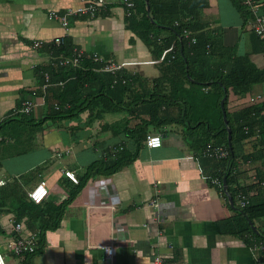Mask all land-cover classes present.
<instances>
[{
	"label": "crops",
	"instance_id": "0c3cea01",
	"mask_svg": "<svg viewBox=\"0 0 264 264\" xmlns=\"http://www.w3.org/2000/svg\"><path fill=\"white\" fill-rule=\"evenodd\" d=\"M105 3L91 18L74 13L83 0H0V178L5 181L0 190H6L0 194V236L7 237L16 222L14 210L21 203L14 199L45 181L49 195L41 210L73 198L26 264H152L155 257L162 264H260L261 255L252 250L260 239L251 232L264 233V215L248 221L235 197L231 204L211 183L223 163L201 153L208 141L224 142L215 99L185 97L192 87L176 79L179 68L152 63L157 60L152 49L126 27L121 0ZM241 7L234 0H204L194 32L214 40L206 71L210 64L223 73L237 64L264 70V45L247 30L249 16ZM67 10L73 13L66 28L48 18L50 11ZM60 36L103 61L134 63L117 72L125 82L113 84L115 76L97 64L85 83L52 73L40 104L37 70L49 60L44 46ZM36 40L44 43L42 49L32 48ZM246 94H264V82L242 96L229 95L231 121L247 108ZM28 99L39 103L33 113L25 119L13 115ZM58 99L68 102L71 112L48 118ZM196 121L210 122L212 132ZM155 134L161 147L148 149L145 137ZM235 154L237 185L264 177V145L236 140ZM118 159L128 164L110 174ZM91 165L80 189L63 175L72 171L80 181ZM251 199L264 203V189ZM153 200L157 207L150 205ZM28 212L32 221L26 216V224L36 230L38 211ZM108 245L114 247L110 259L100 249ZM6 262L21 264L10 256Z\"/></svg>",
	"mask_w": 264,
	"mask_h": 264
},
{
	"label": "trees",
	"instance_id": "16d2710c",
	"mask_svg": "<svg viewBox=\"0 0 264 264\" xmlns=\"http://www.w3.org/2000/svg\"><path fill=\"white\" fill-rule=\"evenodd\" d=\"M132 1L134 3L132 15L126 17L125 20L127 29L132 31L148 48L152 49L153 54L156 55V59L160 57L161 53L165 49L171 46L173 47L175 58L173 60L167 59L163 61L161 65L169 66L168 69L179 68V71L176 73V79L181 81L182 83L189 84L192 87L191 89L186 91L185 97L195 99V92L193 91V88H195L196 85H199L200 89H203V92L205 94L209 93L210 90L214 93L213 99H215L218 109L221 129L220 132L224 142L216 143L208 141L203 145V148L208 144H217L223 145L226 148L228 147L227 130L223 122L222 112L220 109V102L222 98H225L223 107L226 114L227 127L231 130V149L229 150L227 148L228 158L226 160V164L228 163L231 169L221 176V179L224 178L226 182V189L225 191L224 189H221V192L227 193L231 200H233L237 191L247 190L251 186L253 187V184L248 185L247 187L237 185L235 172L236 165L234 162L236 158L235 143L236 140L241 141L243 139H251L258 145H264V122L261 119L256 118L258 115H260V112L264 110V103L260 104L259 106H250L242 109L236 116L234 115V118H232L233 121H231L230 117L227 114L226 103L229 99L230 94L233 93L236 96H242L249 91L251 85L264 82V70H257L253 66H249L248 64H237L234 67H231V70H229L227 73H223L221 71L222 68H219V70L217 71V69H215V67L210 64V72L206 71L204 63L214 56V40L194 32L195 30H197V28H195L196 25H194V19L198 15L197 13L199 12V10L204 7V0H146L147 3H145V0ZM234 1L240 8V0ZM147 7L149 8V12H147ZM184 30L190 32L192 37L195 38V44L190 45L188 44V41L184 39ZM163 33H167V36H165ZM206 45H210L209 52H206ZM44 47L46 48V51L52 53V58L50 59H53L59 56H69L74 46L71 43V39L67 36H64L62 45L56 46L53 42H51ZM50 59L48 60V63L45 64V66L39 67L37 70V74L41 79V73L47 72L50 76V82L52 81V73L55 74L62 72L61 74H63L64 72V78H74L78 81H81V83H85L88 81V76L93 74L94 69H96L97 66L95 63H93V61L85 60L82 63L81 67L78 69L53 67L50 64V61H52ZM49 88L45 92L44 101L46 100ZM54 103H60L61 105L67 104L69 105V107L67 109L61 108L57 111L54 109ZM51 109L52 111L48 118L53 119L58 118L63 113H70L71 105L68 102H65L63 99H58V101H54L52 103ZM252 114H255L256 116L254 117ZM18 117L25 119L28 116L20 115ZM195 124H207L210 128L206 133L210 134L212 132L213 126L210 122L201 121ZM243 124L249 127L248 134H244L242 126ZM256 129H259L260 131L258 137H255ZM127 164L128 163L126 162L122 163L121 160H117L111 166L109 173L111 172L110 174H112L114 172H117ZM93 169L94 165H91L86 169L79 183L75 185L78 189H80L82 186V180L88 178L90 172H92ZM232 169H234V172L232 171ZM263 178L264 177L261 176V178H258V180L261 181ZM232 184L234 186L231 188ZM2 191L6 192V190H0V194L2 193ZM11 191L14 192L13 189H11ZM72 198L71 196H69V199L67 201H64L58 205H55L53 203L46 204L45 207L41 210L39 206L43 205L45 200L40 204H34L28 200L24 193H22L20 194V196L14 199L18 204L21 203V205H17L14 210L15 221L23 222L25 227L29 231H34L35 229L28 227L25 220L26 216H28V219L32 221V216H30L31 213H28L29 209L32 210V213H34V211H38V213L33 216V220L40 222L39 228H37L36 230L40 231V238L41 240H43V235L47 230H55L59 226V223L63 216V212ZM26 199L32 204H27ZM252 199L250 201V204L244 209H239L236 207L248 221H250L254 216L264 215V203L254 205ZM42 217H45V219L42 220ZM0 233H2V231H0ZM252 234L260 239L259 241H264V233L255 231L251 232V235Z\"/></svg>",
	"mask_w": 264,
	"mask_h": 264
},
{
	"label": "built area",
	"instance_id": "2783aa9c",
	"mask_svg": "<svg viewBox=\"0 0 264 264\" xmlns=\"http://www.w3.org/2000/svg\"><path fill=\"white\" fill-rule=\"evenodd\" d=\"M121 5L124 7L126 17L132 15L134 9V3L132 0H121ZM240 5L242 6L243 10L248 13L249 18L246 21V28L247 30L252 33L255 37H257L264 45V12H260V10L264 7V0H240ZM106 3L105 0H83L82 8L78 9L74 13L86 14L91 18L94 17L96 14L102 12L105 9ZM71 10H67L64 14L58 15L56 11H50L48 13V18L58 21L62 27L66 28L68 24V17L72 15ZM177 25V24H175ZM63 37H56L53 39V43L56 46H60L63 44ZM183 37L188 41V44H195L196 40L192 37L191 33L184 30ZM44 43L42 41L36 40L32 43V48L37 50L42 48ZM206 52H209L210 45H206ZM48 59L52 58L51 52H48ZM175 58V52L173 47H169L165 49L160 57L157 60L152 61L154 64H160L163 61L169 59L173 60ZM51 66L53 67H61V68H71V69H78L81 67L82 63L85 60H91L93 63L99 65L100 71L110 73L114 75V79L112 80L113 84L124 83L125 81L119 77L118 71L124 68L127 65L134 64L131 62L125 63H116L111 60L103 61L102 58L99 56L94 55L93 53H89L81 48L73 47L72 52L69 56H59L53 59H50ZM42 75V84L39 88L41 94V103L44 102V96L46 90L51 86L50 76L47 72L41 73ZM61 85V83H60ZM246 104L245 106H259L260 104L264 103V94H246ZM39 103H36L33 100H25L23 101L19 107H16L12 113L13 115H26L29 116L35 110L36 106ZM55 110H60L61 108L67 109L69 105L64 104L61 105L60 103L53 104ZM254 117L255 114H252ZM257 119H261L264 122V110L260 112V115L256 117ZM243 126L244 134L249 133V127ZM256 136L258 137L260 134L259 129L255 131ZM162 141L160 135H148L145 138L144 145L148 149H158L161 147ZM116 148H113L115 150ZM203 156L212 158L216 161H220L223 163L222 170L220 176H216L211 178V183L216 185L219 190L222 189V179L221 176L225 172L229 171L231 167L226 164V160L228 158V150L223 145L217 144H208L206 145L202 151ZM234 172V169H232ZM236 172V170H235ZM63 175L73 184L77 185L79 183L78 179L76 178L75 174L72 171H63ZM253 184L247 190H239L235 194V201L236 207L239 209H244L250 204L251 197L256 194L260 189H264V178L259 181L258 177L253 176L251 178L250 185ZM5 185V181L0 178V188ZM49 192L45 181H40L37 183L31 191L27 193V198L30 202L34 204H40L44 200L48 198ZM157 200H153L150 205L152 207H157ZM104 203H101L100 207H107ZM11 231L10 234L4 238V235L0 236V264H7L6 257L10 256L17 259L21 264H26V258L29 255L35 254L39 247L40 241V231H28L23 222H13L11 224ZM100 249L103 251L105 258L110 259L114 254V247L112 245L102 246ZM252 250L255 253L261 255L260 264H264V241H258L252 243ZM152 264H162L161 260L157 257L153 260Z\"/></svg>",
	"mask_w": 264,
	"mask_h": 264
},
{
	"label": "rangeland",
	"instance_id": "374dc122",
	"mask_svg": "<svg viewBox=\"0 0 264 264\" xmlns=\"http://www.w3.org/2000/svg\"><path fill=\"white\" fill-rule=\"evenodd\" d=\"M193 91L195 92V99H200V100H203V101H207V99H212L214 97V93H212L211 91L207 94H205L203 91V89L201 90L200 89V86L199 85H196L195 88H193ZM201 106V111L203 112H206V108L204 104L200 105ZM200 108V107H198ZM208 112V111H207ZM189 117L191 118V120L193 119V116L189 113ZM201 121H197L196 123H199Z\"/></svg>",
	"mask_w": 264,
	"mask_h": 264
},
{
	"label": "water",
	"instance_id": "95a60500",
	"mask_svg": "<svg viewBox=\"0 0 264 264\" xmlns=\"http://www.w3.org/2000/svg\"><path fill=\"white\" fill-rule=\"evenodd\" d=\"M145 3H147L146 0H145ZM147 12H149V8L148 7H147ZM224 100H225V98H222V100L220 102V109H221V112H222L223 122H224V124L226 126V130H227V146H228V149L230 150L231 149V144H230L231 130L227 127V119H226V114H225L224 107H223ZM223 187H224V189L226 187L225 179H223ZM229 201L232 204L231 198H230Z\"/></svg>",
	"mask_w": 264,
	"mask_h": 264
},
{
	"label": "bare ground",
	"instance_id": "6f19581e",
	"mask_svg": "<svg viewBox=\"0 0 264 264\" xmlns=\"http://www.w3.org/2000/svg\"><path fill=\"white\" fill-rule=\"evenodd\" d=\"M185 20V19H184ZM183 20V21H184ZM247 120V119H246ZM207 143V142H206ZM228 148V147H227ZM120 159H118V161H119ZM111 166V165H110ZM109 167V166H108ZM111 173V172H110ZM81 185V184H80ZM62 203V202H61ZM31 207V206H30ZM51 209V208H50ZM30 210V209H29ZM49 211V210H48ZM29 213V212H28ZM50 214V213H49ZM26 221V220H25ZM32 228V227H31Z\"/></svg>",
	"mask_w": 264,
	"mask_h": 264
}]
</instances>
